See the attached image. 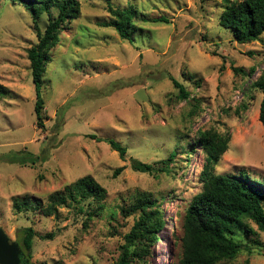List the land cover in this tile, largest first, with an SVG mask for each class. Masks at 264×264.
Segmentation results:
<instances>
[{"label":"rangeland","instance_id":"obj_1","mask_svg":"<svg viewBox=\"0 0 264 264\" xmlns=\"http://www.w3.org/2000/svg\"><path fill=\"white\" fill-rule=\"evenodd\" d=\"M225 2L111 0L113 8L132 5L141 13L131 43L103 26L112 20L104 0H81L80 17L53 51L41 128L28 59L38 43L37 31L23 7L0 0V83L11 92L0 104V227L22 247L23 230H35L38 238L29 264L117 263L133 216L118 212L111 219L103 214L84 228L87 216L75 210L76 204L53 216L43 213L50 195L66 194L67 187L87 176L106 191L108 210L129 206L140 195L158 199L165 231L147 261L179 264L182 218L203 190L205 153L197 148L186 160L179 152L170 174L140 173L132 163L160 170L180 144H187L184 139L193 141L199 131L230 135L215 174L246 173L264 189L262 95L250 88L264 70V35L261 42L239 45L234 33L219 25ZM161 18L169 23L158 22ZM46 21V14L38 21L42 32ZM235 68L246 74L254 68L255 74L245 79ZM172 78L186 87L191 100L200 102L198 110L191 100H179ZM92 135L126 147L125 160L105 142L88 137ZM24 198L35 209L19 213L14 204ZM250 228L255 235L249 240L257 245L252 243L251 252L230 264H264V233L252 222ZM50 233L53 240L44 239Z\"/></svg>","mask_w":264,"mask_h":264},{"label":"trees","instance_id":"obj_2","mask_svg":"<svg viewBox=\"0 0 264 264\" xmlns=\"http://www.w3.org/2000/svg\"><path fill=\"white\" fill-rule=\"evenodd\" d=\"M13 5L23 7L33 19L37 31L38 43L28 51L30 70L35 87L36 102L34 111L39 127H45V98L44 86L49 66L53 63V51L61 42V35L68 26L81 15V0H8ZM109 6L112 20L103 23L105 28L114 29L118 35L129 42H133L135 33V20L141 14L134 6L127 9L113 8L111 0H104ZM224 10L219 18V25L231 30L239 45H249L261 42L264 35V0H226ZM53 11L57 13L53 15ZM46 14L45 31L42 32L38 21ZM158 22L169 23L161 18ZM254 56L253 53L249 54ZM236 74L243 73L246 79L252 78L255 69L246 72L243 69H234ZM174 87L178 90L180 101H190L191 93L186 87L172 78ZM251 89L261 93L260 122L264 126V70L259 77L251 83ZM11 95L10 89L0 83V104ZM193 108L199 109L196 98ZM193 114H196V111ZM92 140L105 142L111 149L119 153L125 160L127 148L114 140H103L96 136H88ZM230 135L211 129L199 131L192 140L184 139L186 145L180 144L162 168L156 169L152 165L134 160L132 168L140 173L154 175L157 172L170 174V164L178 157V153L186 154V160L192 158L197 148L205 153V162L201 174L203 190L189 204L182 218V258L179 264H230L243 253L253 250L249 235H255L250 228L254 223L264 233V189L259 180L252 179L249 174L237 175L215 174V167L221 157L228 151ZM32 159L33 155L28 154ZM31 159V160H32ZM122 169L116 171L119 176ZM264 185V183H263ZM66 194L56 192L48 197V205L43 210L44 215L53 216L62 207L76 204L75 210L79 214H86L87 220L83 227L93 218H105L110 215L115 219L118 212L125 218L134 217V224L123 236L120 246V256L116 264H148V257L152 248L157 246L160 234L165 231V218L162 206L158 199L151 195H140L126 207L118 210H108L104 200L106 191L93 178L87 176L79 179L75 184L66 188ZM163 200V198H160ZM86 203V207L84 203ZM17 212L21 213L35 209V203L28 198L16 199L14 204ZM242 236H244L242 238ZM54 233L48 234L44 239L53 240ZM38 234L33 228L23 230L22 251L25 260L32 259V250ZM257 245V244H256ZM260 246V245H258ZM23 251V252H24ZM247 264V263H246Z\"/></svg>","mask_w":264,"mask_h":264},{"label":"water","instance_id":"obj_3","mask_svg":"<svg viewBox=\"0 0 264 264\" xmlns=\"http://www.w3.org/2000/svg\"><path fill=\"white\" fill-rule=\"evenodd\" d=\"M0 264H29L20 246L0 227Z\"/></svg>","mask_w":264,"mask_h":264}]
</instances>
